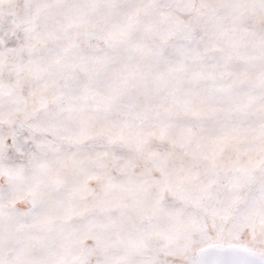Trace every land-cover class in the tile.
Wrapping results in <instances>:
<instances>
[{"label":"snow or ice","instance_id":"obj_1","mask_svg":"<svg viewBox=\"0 0 264 264\" xmlns=\"http://www.w3.org/2000/svg\"><path fill=\"white\" fill-rule=\"evenodd\" d=\"M0 264H264V0H0Z\"/></svg>","mask_w":264,"mask_h":264}]
</instances>
